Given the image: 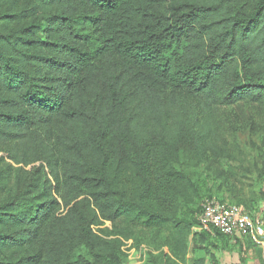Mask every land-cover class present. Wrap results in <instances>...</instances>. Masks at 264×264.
Here are the masks:
<instances>
[{"label": "trees", "instance_id": "obj_1", "mask_svg": "<svg viewBox=\"0 0 264 264\" xmlns=\"http://www.w3.org/2000/svg\"><path fill=\"white\" fill-rule=\"evenodd\" d=\"M242 127L264 134V0H0V145L53 130L57 167L0 205V264H121L96 231L120 220L176 223L188 264L180 156L238 159Z\"/></svg>", "mask_w": 264, "mask_h": 264}, {"label": "rangeland", "instance_id": "obj_2", "mask_svg": "<svg viewBox=\"0 0 264 264\" xmlns=\"http://www.w3.org/2000/svg\"><path fill=\"white\" fill-rule=\"evenodd\" d=\"M25 21L17 29L28 26ZM237 144L241 150L238 159H219L210 156L198 161H189L186 153L180 156L181 164L198 186L199 199L178 216L179 226L192 222L187 238L188 264L194 256H206V249L215 254L219 264H264V250L248 245L234 244L221 236L203 241L199 219L203 204L212 198L233 205L246 207L255 219L264 223V134H252L248 127L238 130ZM56 135L53 130L41 129L27 135L25 146L15 147L9 142L0 145V205L27 189H33L44 179L54 182L57 167L52 146ZM19 152L21 163L14 161ZM22 155H26L22 158ZM179 167V168H180ZM127 186V185H126ZM129 187V186H127ZM86 196L81 198L84 204ZM182 220H186L185 223ZM177 224L157 228H146L140 223L131 224L120 220L116 223L103 222L96 227L103 241L109 242L121 264H180L173 254L178 241ZM184 239V234L180 236ZM195 241H202L201 244ZM177 252V251H176ZM91 259V257H89ZM208 264L210 257L206 256Z\"/></svg>", "mask_w": 264, "mask_h": 264}, {"label": "built area", "instance_id": "obj_3", "mask_svg": "<svg viewBox=\"0 0 264 264\" xmlns=\"http://www.w3.org/2000/svg\"><path fill=\"white\" fill-rule=\"evenodd\" d=\"M199 229L213 234L214 230L228 236L236 243L250 240L257 248L264 250V223L253 218L246 208L216 198L203 204Z\"/></svg>", "mask_w": 264, "mask_h": 264}]
</instances>
